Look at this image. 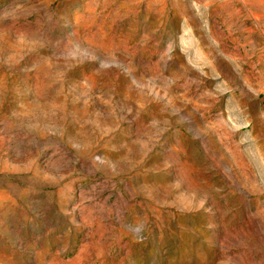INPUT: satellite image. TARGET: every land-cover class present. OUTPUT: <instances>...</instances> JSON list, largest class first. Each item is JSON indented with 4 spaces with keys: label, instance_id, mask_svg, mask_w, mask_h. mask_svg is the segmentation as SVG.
<instances>
[{
    "label": "rangeland",
    "instance_id": "obj_1",
    "mask_svg": "<svg viewBox=\"0 0 264 264\" xmlns=\"http://www.w3.org/2000/svg\"><path fill=\"white\" fill-rule=\"evenodd\" d=\"M0 264H264V0H0Z\"/></svg>",
    "mask_w": 264,
    "mask_h": 264
}]
</instances>
